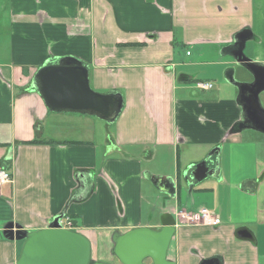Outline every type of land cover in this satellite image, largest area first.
<instances>
[{"label":"crops","instance_id":"crops-1","mask_svg":"<svg viewBox=\"0 0 264 264\" xmlns=\"http://www.w3.org/2000/svg\"><path fill=\"white\" fill-rule=\"evenodd\" d=\"M2 9L0 167L12 179L0 185V264H14L21 246L2 235L6 222L34 231L61 212L74 230L79 221L89 230L92 257L115 263L114 230L160 226L154 209L143 214L144 191H153L147 183L166 195L160 214L176 219L168 249L176 264H264V159L256 141L229 133L241 108L219 97V71L235 67L231 49L240 31H250L264 53V0H3ZM64 56L82 61L92 89L122 95L113 126L45 106L35 74ZM209 64L218 86L202 96L195 83ZM217 146L207 165L218 163L208 181L227 190L219 205L200 196L213 187L193 183L187 191L190 166ZM243 155L253 171L237 178ZM151 176L172 178L174 196ZM203 207L220 223H204ZM94 228L104 229V252Z\"/></svg>","mask_w":264,"mask_h":264},{"label":"water","instance_id":"water-1","mask_svg":"<svg viewBox=\"0 0 264 264\" xmlns=\"http://www.w3.org/2000/svg\"><path fill=\"white\" fill-rule=\"evenodd\" d=\"M248 30L240 31L234 38L232 52L236 64L245 68L252 76L249 82H238L234 69L225 72L226 80L237 88L236 103L241 108V118L230 128L229 133L246 129L264 134V107L259 95L264 91V64L255 62L244 53L245 44L251 40ZM38 94L50 111L86 113L102 120L113 122L123 107L122 95L99 93L89 84L88 69L81 60L64 56L54 64H45L35 74ZM219 148L212 150L208 157L190 166L192 183L207 176L217 175L218 163L209 169L207 159ZM152 183L165 193L174 196L176 185L172 178L151 176ZM65 212L54 216L41 229L29 231L13 221L6 222L2 235L9 240L23 241L14 264H176L168 257V249L175 233L176 219L172 213L163 212L160 226H141L125 232L114 230L110 235L109 254L115 263L92 257L91 240L82 232L59 227L58 220ZM201 264H220L217 258L204 260Z\"/></svg>","mask_w":264,"mask_h":264},{"label":"rangeland","instance_id":"rangeland-1","mask_svg":"<svg viewBox=\"0 0 264 264\" xmlns=\"http://www.w3.org/2000/svg\"><path fill=\"white\" fill-rule=\"evenodd\" d=\"M2 5H3V0H0V33H2V25L4 24L5 19H6V15L2 9ZM244 53L248 58L252 59L253 61L260 62V63L264 64V53H262V51H260V50H257V44L253 43L251 40L246 42V45L244 48ZM0 59L2 60L3 58L0 57ZM209 59H212V58H209ZM262 59H263V61H262ZM201 68H203L205 72L199 78H202L205 81L206 78L204 76H208L207 78L209 79V77H210L211 81L213 82V83L211 82L213 85L211 89L198 91L200 95L205 96V95H207V93H209V94L214 93V91L216 90V87L218 86V81L213 76L214 72H215V67L213 65L209 64L206 66H202ZM233 69H234V78L238 82H249L252 80L251 74L245 68L236 64ZM225 72H226V69H222L221 71H219V74L221 73V77H222V80L224 82L222 92H221L219 97H232L235 99L236 95H237V88L235 86H233L232 84H230L226 80ZM259 98H260L262 106L264 107V91L262 93H260ZM100 120H102V119H100ZM99 122H101V121H99ZM102 122H104V124H108L106 126L111 127V126H113L112 124L114 121L108 122V121L104 120ZM242 134H244L248 140H250L252 142H255V141L257 142L258 156L260 159H264V135L257 132V131L250 130V129H246V130L242 131ZM217 148H220V146H217ZM212 150H213V148H211L209 150V152H212ZM240 167H241V170H240L237 178H241L243 175H248V174L252 173V171H253L251 166H249L248 159L245 157V155H243L241 157ZM210 177H212V176H207L205 179H203L202 181L197 182L195 184H197V186H199V187H213L214 192L210 190V191H200L199 193H200V196L202 198L206 199L207 201H211V198L214 197L215 199L218 200L217 202H215V204L219 205L221 203L222 199L225 196H227V190H226V187L219 185L218 182L216 183L212 180L208 181ZM233 181H235V179ZM147 184H148L149 188H151L153 191L151 192V194L148 193V190H149L148 188H147V190L145 189L146 191H144L143 201H142L144 204V209H143L144 217L147 214H150L151 211H153V209H154V211L152 212V215H153V217H155V219H159V217L161 215L160 214V206L165 201L166 195H158L156 193V191L153 189L154 186L152 187L151 185H149V183H147ZM190 188H191V186L190 187L188 186L187 191ZM236 188H239V187L237 186ZM154 206H155V208H154ZM149 208H150V210H149ZM147 217H148V215H147ZM79 223H80V226H79L78 231L82 232L88 236L89 230L84 228L81 225L80 221H79ZM92 231H94L93 234L98 235L99 247H100L101 251L104 252L105 248H106L105 243H107V242L103 243L101 241L100 237H104V236H102V235L99 236V233L103 232L104 229L94 228L91 230V232ZM22 243H23V241H21V246H22ZM21 246H20V249H21ZM95 256H96V253L93 251V257H95ZM96 257H97V259H99L101 261L110 262L109 257H105V256H102L99 254Z\"/></svg>","mask_w":264,"mask_h":264},{"label":"built area","instance_id":"built-area-1","mask_svg":"<svg viewBox=\"0 0 264 264\" xmlns=\"http://www.w3.org/2000/svg\"><path fill=\"white\" fill-rule=\"evenodd\" d=\"M196 87L202 90H209L212 88V83L210 81H197L195 83ZM11 174L8 170L0 167V185L8 184L11 182ZM199 218L206 224L214 226L220 223V218L214 214L213 211L203 207L199 211ZM60 228L74 230L75 227L70 217L64 215L58 220Z\"/></svg>","mask_w":264,"mask_h":264},{"label":"flooded vegetation","instance_id":"flooded-vegetation-1","mask_svg":"<svg viewBox=\"0 0 264 264\" xmlns=\"http://www.w3.org/2000/svg\"><path fill=\"white\" fill-rule=\"evenodd\" d=\"M249 35L251 36V38L254 37L252 33H250ZM245 45H246V44H245ZM237 47H238V46H233V48L231 49V50H232L231 52L236 51ZM115 262H116V261H115Z\"/></svg>","mask_w":264,"mask_h":264},{"label":"trees","instance_id":"trees-1","mask_svg":"<svg viewBox=\"0 0 264 264\" xmlns=\"http://www.w3.org/2000/svg\"><path fill=\"white\" fill-rule=\"evenodd\" d=\"M33 142H36V141H35V140H33ZM73 222H74V225H75V226H77V225H76V223H75V221H73Z\"/></svg>","mask_w":264,"mask_h":264}]
</instances>
